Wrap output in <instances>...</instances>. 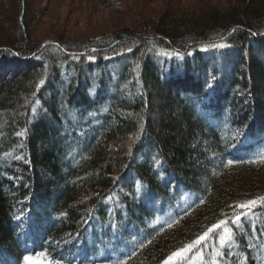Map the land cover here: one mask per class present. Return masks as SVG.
Listing matches in <instances>:
<instances>
[{"label":"trees","instance_id":"obj_1","mask_svg":"<svg viewBox=\"0 0 264 264\" xmlns=\"http://www.w3.org/2000/svg\"><path fill=\"white\" fill-rule=\"evenodd\" d=\"M236 2L34 41L0 0V263L163 264L256 199L201 257L262 264L264 0Z\"/></svg>","mask_w":264,"mask_h":264},{"label":"rangeland","instance_id":"obj_2","mask_svg":"<svg viewBox=\"0 0 264 264\" xmlns=\"http://www.w3.org/2000/svg\"><path fill=\"white\" fill-rule=\"evenodd\" d=\"M20 2L21 0H4L5 3ZM206 1V0H205ZM203 0H34L38 9L37 17L31 27V37L34 41L42 40L47 36H56L53 32H60L76 39L90 41L100 36H110V33L123 27L138 28V18L145 14V5L161 13L167 5H176L180 8L196 9L203 6ZM237 0H207L219 6L226 7L236 4ZM171 3V4H168ZM190 7V8H188ZM13 11V10H12ZM148 12V11H144ZM14 25L18 26V16L14 13ZM134 23V26H133ZM11 32V31H9ZM1 45V44H0ZM71 113V112H70ZM225 242L229 235H223ZM188 248V247H186ZM184 248V249H186ZM183 250V249H182ZM181 251V250H179ZM178 252V251H176ZM199 253L183 252L181 257H173L169 264H210ZM24 264H53L44 254H35L27 257ZM164 264V263H163Z\"/></svg>","mask_w":264,"mask_h":264},{"label":"snow or ice","instance_id":"obj_3","mask_svg":"<svg viewBox=\"0 0 264 264\" xmlns=\"http://www.w3.org/2000/svg\"><path fill=\"white\" fill-rule=\"evenodd\" d=\"M40 83L43 84L44 81H40ZM229 163H231V161H229ZM261 200L264 201V198H261ZM256 204H257V200L251 199L246 202H240V203H235L233 205H230L229 207L233 209L232 217L226 216L225 219H222L218 223L213 224L211 228H209L202 235H200L198 239L193 242L192 245L188 246V248L172 253V255L167 260L164 261V264H169V261L172 260L173 257H181L183 252H192L193 249H195V252L199 253L205 244H210L217 237V231H214V230H220L223 225H226L229 222V220H231L233 224H237L240 221L241 216H246L247 210L251 209L253 206H256ZM237 209L240 210L239 214H236ZM225 231H227V229H225ZM219 241L221 245L225 244V239L223 236L219 237ZM216 255L218 256L220 255V253H216Z\"/></svg>","mask_w":264,"mask_h":264}]
</instances>
